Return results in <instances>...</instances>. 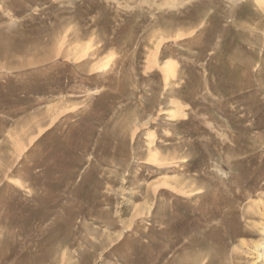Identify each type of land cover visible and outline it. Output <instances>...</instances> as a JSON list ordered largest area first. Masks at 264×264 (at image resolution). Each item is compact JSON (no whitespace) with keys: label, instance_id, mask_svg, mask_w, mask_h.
I'll return each instance as SVG.
<instances>
[{"label":"rangeland","instance_id":"374dc122","mask_svg":"<svg viewBox=\"0 0 264 264\" xmlns=\"http://www.w3.org/2000/svg\"><path fill=\"white\" fill-rule=\"evenodd\" d=\"M264 0H0V264H264Z\"/></svg>","mask_w":264,"mask_h":264},{"label":"bare ground","instance_id":"6f19581e","mask_svg":"<svg viewBox=\"0 0 264 264\" xmlns=\"http://www.w3.org/2000/svg\"><path fill=\"white\" fill-rule=\"evenodd\" d=\"M261 256H263V257H264V252L261 254Z\"/></svg>","mask_w":264,"mask_h":264}]
</instances>
